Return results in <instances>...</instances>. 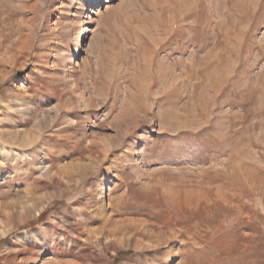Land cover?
<instances>
[{
	"label": "rangeland",
	"instance_id": "rangeland-1",
	"mask_svg": "<svg viewBox=\"0 0 264 264\" xmlns=\"http://www.w3.org/2000/svg\"><path fill=\"white\" fill-rule=\"evenodd\" d=\"M103 1L0 0V264H264V0Z\"/></svg>",
	"mask_w": 264,
	"mask_h": 264
},
{
	"label": "bare ground",
	"instance_id": "bare-ground-1",
	"mask_svg": "<svg viewBox=\"0 0 264 264\" xmlns=\"http://www.w3.org/2000/svg\"><path fill=\"white\" fill-rule=\"evenodd\" d=\"M114 1H116V0H104L103 2L104 3H106V4H111V3H113ZM171 19V18H170ZM155 22V21H154ZM158 28V27H157ZM204 60V59H203ZM206 61V60H205ZM204 63V62H203ZM201 68V67H200ZM199 69V68H198ZM185 73V72H184ZM122 208V207H121ZM132 213V212H131ZM153 219V218H152ZM144 224V223H143ZM107 225V224H106ZM166 239V238H165ZM157 241V240H156ZM154 242V241H153ZM152 244H154V243H152ZM159 244V243H158ZM157 244V245H158ZM162 244V243H161ZM156 245V244H155Z\"/></svg>",
	"mask_w": 264,
	"mask_h": 264
}]
</instances>
